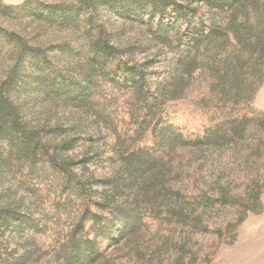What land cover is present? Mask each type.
Masks as SVG:
<instances>
[{
	"label": "rangeland",
	"instance_id": "374dc122",
	"mask_svg": "<svg viewBox=\"0 0 264 264\" xmlns=\"http://www.w3.org/2000/svg\"><path fill=\"white\" fill-rule=\"evenodd\" d=\"M215 1L0 0V214L12 211L38 220L41 208L23 190L27 168L18 163L17 149L9 148L7 132L12 127L3 119L6 105L16 112L26 132L49 146L74 142L63 160H101L88 165L95 178L108 176L107 157L117 143L129 142L134 130L127 115L132 108L127 105L129 97L116 95L113 89L119 67L144 69L157 95L177 100L172 105H186L203 96V111H219L217 96L229 86L220 87L213 77L198 73L188 78L177 65V55L191 47L201 32L229 24L231 12L218 13ZM160 24L170 26L166 44L154 37ZM98 42L115 50L103 74L92 69ZM32 56L41 60L43 69L81 89L92 84L90 103L72 106L45 96L44 76ZM249 105L264 116L263 86L253 89ZM187 162L184 170L189 174L172 177L171 186L223 197L226 206L202 209L172 203L169 211L190 214L207 232L160 230L146 218L142 230L126 242L101 246L102 264H264V126H247L241 140L200 145ZM42 179L30 185L41 183L44 190L51 176ZM73 220L72 215L61 221L56 233L38 237L32 245L18 237L16 227L0 222V264H60L54 247ZM226 229L228 237L217 240L214 231ZM30 247L33 254L27 256Z\"/></svg>",
	"mask_w": 264,
	"mask_h": 264
},
{
	"label": "trees",
	"instance_id": "16d2710c",
	"mask_svg": "<svg viewBox=\"0 0 264 264\" xmlns=\"http://www.w3.org/2000/svg\"><path fill=\"white\" fill-rule=\"evenodd\" d=\"M214 8L218 13L231 12L229 24L225 28L211 26L201 32L191 47L177 55V65L188 78L198 73L213 77L220 87L229 86V90L217 96L221 109L203 111L206 105L203 96L186 105H172L177 100L157 95L144 69L119 67L118 83L113 89L116 95L129 97L127 105L132 108L127 115L134 130L129 142L117 143L113 154L107 157L111 171L104 178L93 177L88 168L101 160L84 159L78 163L63 160V153L74 149V142L49 146L26 132L18 123L16 112L4 104L7 110L3 119L12 127L7 132L9 148L17 149L21 156L18 163L27 168L23 190L41 208L38 220L7 211L0 214V222L16 227L18 237L32 245L34 239L56 233L54 229L61 221L73 215V223L60 232L61 240L54 247L60 264H102L101 246L106 244L110 248L126 242L142 230L146 218L160 230L207 232L197 218L172 214L169 206L176 203L189 208H221L226 206V200L205 193H189L182 187L174 189L170 180L189 174L184 170L187 161L200 145L241 140L247 126H264V116L249 105L253 89L264 87V0H216ZM169 28L158 25L155 40L166 44ZM93 51L97 63L92 64V69L103 74L115 50L98 42ZM32 63L44 76L41 88L45 96L72 106L86 107L90 103L92 84L87 82L81 89L50 69H43L37 56ZM242 87L248 91L235 89ZM47 175L51 176L47 190L41 189L44 187L41 183L30 185L43 181ZM228 233V229L214 231L217 240L228 237ZM26 251L27 256L33 254L31 247Z\"/></svg>",
	"mask_w": 264,
	"mask_h": 264
}]
</instances>
